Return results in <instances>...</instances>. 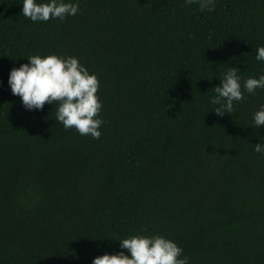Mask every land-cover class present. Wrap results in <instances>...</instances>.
<instances>
[{
  "label": "trees",
  "instance_id": "obj_1",
  "mask_svg": "<svg viewBox=\"0 0 264 264\" xmlns=\"http://www.w3.org/2000/svg\"><path fill=\"white\" fill-rule=\"evenodd\" d=\"M78 2L32 22L0 0V264H91L133 234L175 241L189 264H264V89L222 117L210 102L228 67L242 85L264 73V0ZM49 53L96 73L99 139L12 94L9 70Z\"/></svg>",
  "mask_w": 264,
  "mask_h": 264
},
{
  "label": "clouds",
  "instance_id": "obj_2",
  "mask_svg": "<svg viewBox=\"0 0 264 264\" xmlns=\"http://www.w3.org/2000/svg\"><path fill=\"white\" fill-rule=\"evenodd\" d=\"M216 0H185L196 3L201 12L212 11ZM22 15L32 22H47L50 19L64 20L79 12V2L66 0H22ZM255 59L264 62V45H258ZM240 69L228 67L212 88L215 95L211 111L224 116L234 111L236 103L245 99L244 93L255 94L264 89V73L249 76L241 84ZM8 86L13 95L19 96L26 110H42L45 103L57 106L56 120L65 129L75 128L82 136L99 139L103 120L100 118L102 103L97 96L99 80L96 73L80 63L75 56L49 53L27 57V63L9 70ZM253 126H264V104L252 115ZM264 137L253 145L256 153L264 154ZM121 251L105 252L93 257L91 264H189L183 249L163 235L133 234L117 240ZM123 250H126L123 251Z\"/></svg>",
  "mask_w": 264,
  "mask_h": 264
}]
</instances>
